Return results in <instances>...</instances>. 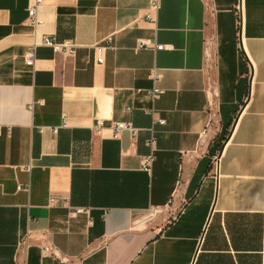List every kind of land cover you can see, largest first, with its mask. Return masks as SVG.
Instances as JSON below:
<instances>
[{
	"label": "crops",
	"instance_id": "obj_1",
	"mask_svg": "<svg viewBox=\"0 0 264 264\" xmlns=\"http://www.w3.org/2000/svg\"><path fill=\"white\" fill-rule=\"evenodd\" d=\"M28 4L0 0V264H264V0H46L36 30ZM152 106L147 173L149 131L113 127Z\"/></svg>",
	"mask_w": 264,
	"mask_h": 264
},
{
	"label": "built area",
	"instance_id": "obj_2",
	"mask_svg": "<svg viewBox=\"0 0 264 264\" xmlns=\"http://www.w3.org/2000/svg\"><path fill=\"white\" fill-rule=\"evenodd\" d=\"M45 1L46 0H29V4H28V8H27V10H28V23L35 30L43 24V19L40 16V7L44 4ZM148 1L150 3L151 9L157 10L159 8L160 0H148ZM113 40H114L113 34L108 35L104 39V45H102V48L113 47ZM41 42L43 44L53 48V50L55 52H64V53L69 54V55L74 54L76 51V47H77V45L74 42H71V41L59 42L55 38V36L48 35V34H44L42 36ZM145 47H154L156 50H159V49H164L166 46H165V44L156 43V41L152 38L139 40L136 48L141 49V48H145ZM34 61H35V49L32 48L26 54V62L28 65L34 66ZM101 61H102V59H99V62H101ZM151 77L153 80V86H152V88H150L148 90V94H149L152 102L154 103L165 92V89L160 86V81L163 77V74L157 68L152 69ZM126 110L128 112H130V111H132V107L128 106L126 108ZM145 112L147 114H150L153 118L152 124L149 127L141 128L139 126H136L131 121H118V122H115V124H114L113 136L117 138L120 136V134L124 130H129L132 133L133 138H136L138 135V132L141 129H145V130L149 131L150 135L146 141V145L149 147L150 151L148 154H145L144 156H142L141 168L145 172L151 173L152 169H153V164L155 161L156 125H158V124L164 125L166 123V120H165V118L156 116L157 110L154 106L145 109ZM102 125H103V121L101 119H99L97 122V125L95 126L96 130H100ZM62 126H65V122L61 126H52V127L40 126L39 130L41 132H43L46 128H49V129H51V131L53 133H57L59 128ZM2 129H3V126L0 125V134L2 133ZM7 130L10 131V127H8ZM213 161H214L216 167H218L219 162H220V156L215 155L213 158ZM23 188L28 190L29 186H22V185L19 186V189H23ZM63 199H64L63 204H68L67 199L66 198H63ZM58 202H59V199L57 196H55V195L50 196V198H49V204L50 205H57ZM69 208H71L74 211V213L88 212V208H85V207L70 206L69 205ZM161 211H162V209L156 208V210H154V214L157 212H161ZM24 243L26 244V241L24 239L20 241V245L24 244ZM41 250H42L43 254H45V252L51 251L54 257L58 258L61 262H63L62 258H60V256L56 252H54V248L52 245H42ZM41 264H43V263H41Z\"/></svg>",
	"mask_w": 264,
	"mask_h": 264
},
{
	"label": "rangeland",
	"instance_id": "obj_3",
	"mask_svg": "<svg viewBox=\"0 0 264 264\" xmlns=\"http://www.w3.org/2000/svg\"><path fill=\"white\" fill-rule=\"evenodd\" d=\"M221 145H222V143H221ZM221 145H220V148H221ZM170 214H172V211L167 209V210H164L163 212H161L160 214L156 215L154 218L157 221H163L164 219L168 218L170 216Z\"/></svg>",
	"mask_w": 264,
	"mask_h": 264
},
{
	"label": "trees",
	"instance_id": "obj_4",
	"mask_svg": "<svg viewBox=\"0 0 264 264\" xmlns=\"http://www.w3.org/2000/svg\"><path fill=\"white\" fill-rule=\"evenodd\" d=\"M226 135H227V130H224L223 135L221 136V141L226 138ZM220 145H221V142L218 144V146H220Z\"/></svg>",
	"mask_w": 264,
	"mask_h": 264
}]
</instances>
